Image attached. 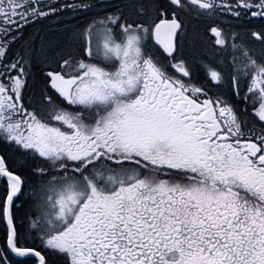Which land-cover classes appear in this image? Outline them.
I'll return each mask as SVG.
<instances>
[{
	"label": "snow or ice",
	"instance_id": "obj_1",
	"mask_svg": "<svg viewBox=\"0 0 264 264\" xmlns=\"http://www.w3.org/2000/svg\"><path fill=\"white\" fill-rule=\"evenodd\" d=\"M0 264H264V0H0Z\"/></svg>",
	"mask_w": 264,
	"mask_h": 264
}]
</instances>
